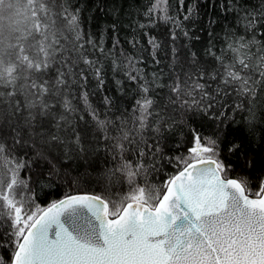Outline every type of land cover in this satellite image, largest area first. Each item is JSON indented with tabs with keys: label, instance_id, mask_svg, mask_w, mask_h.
<instances>
[{
	"label": "snow or ice",
	"instance_id": "obj_1",
	"mask_svg": "<svg viewBox=\"0 0 264 264\" xmlns=\"http://www.w3.org/2000/svg\"><path fill=\"white\" fill-rule=\"evenodd\" d=\"M208 3L232 16L223 36L211 16L193 30L195 2L137 0L122 41L117 22L93 33L79 0H0V264H264V161L230 159L234 124L264 144V0ZM109 73L121 103L96 107ZM62 156L101 170L105 192ZM61 175L77 190L42 205L35 186Z\"/></svg>",
	"mask_w": 264,
	"mask_h": 264
},
{
	"label": "trees",
	"instance_id": "obj_2",
	"mask_svg": "<svg viewBox=\"0 0 264 264\" xmlns=\"http://www.w3.org/2000/svg\"><path fill=\"white\" fill-rule=\"evenodd\" d=\"M174 4L175 0H171ZM197 3L199 5V17L197 18L198 22L193 26V30L199 29L207 20L208 17H212L218 21V24L214 26L215 32L220 36H223L221 32V26L231 24L232 16L230 14H223L220 12L219 6L213 8L208 0H187V3ZM215 2V0H213ZM222 2V0H220ZM255 0H249V4L254 3ZM79 3L83 6V17L85 18L86 24L91 26L93 33H99L102 28H110L113 22H117L118 32L116 35L123 41L126 39H131L130 32L135 28V21L138 19L136 16L137 13V0H79ZM99 5V8H98ZM102 9V10H101ZM112 9H116V12H113ZM227 15V19H225ZM90 18V19H89ZM139 31L137 29V36H139ZM157 32H163L164 29L161 26ZM113 33L111 31H105L104 40L105 45L110 46L111 38ZM163 38L162 36L160 37ZM141 43L143 44V39L141 38ZM192 51H202L204 47L207 46V37L205 33L200 34V40L192 42ZM126 49L131 51L130 45H123ZM161 56L164 53H160ZM147 56V53H145ZM149 71L155 70L156 66L151 65L149 61ZM167 71V69H165ZM119 78V77H118ZM90 87L94 89L96 87L95 83L92 82ZM108 95L114 99L116 103H121L120 97L121 93L116 91L115 83L109 73L106 81L105 87L99 91L95 92L89 97L90 102L96 106L100 107L103 104V96ZM229 115H232L229 113ZM180 120V117H177ZM187 120V117L184 118ZM235 119L240 121V116H236ZM199 121L192 123L189 121L191 127H198ZM200 131L207 135L209 134L205 129L201 128ZM230 131L234 132V137L238 142L242 143V153L239 157L232 156L230 159L234 164H243L245 156L243 153H247V158L256 159L259 161H264V144L260 142V133L257 132V136L254 140H249L246 138V130L241 126L232 125ZM177 135L174 141H170V144L173 146L176 143H179L181 140H187L188 138V127L178 126L176 129ZM183 151V149H181ZM62 166V171H66L69 177H79V183L82 185L83 189L89 192L96 194H103L105 192L106 181L101 174V170L87 169L90 175L85 176L84 172L86 169L81 165V162L76 159H65L61 157V161L58 164V167ZM241 168H237V172H240ZM253 175H259V171L254 170ZM55 184L58 186L53 188L49 185L48 182H43L41 185L35 186V191L39 198V202L42 205H46L48 202L54 199L60 198L63 192L68 191L71 187L73 191L77 190L75 186H69L67 184L66 178L61 175L53 178ZM122 189L119 185H113L110 191L113 192H122Z\"/></svg>",
	"mask_w": 264,
	"mask_h": 264
}]
</instances>
